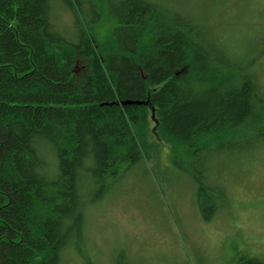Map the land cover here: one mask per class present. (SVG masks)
I'll use <instances>...</instances> for the list:
<instances>
[{
  "label": "trees",
  "instance_id": "1",
  "mask_svg": "<svg viewBox=\"0 0 264 264\" xmlns=\"http://www.w3.org/2000/svg\"><path fill=\"white\" fill-rule=\"evenodd\" d=\"M196 14L157 0H0V264H93L91 174L104 194L123 162L142 161L152 111L160 139L186 151L244 138L264 152L261 65Z\"/></svg>",
  "mask_w": 264,
  "mask_h": 264
},
{
  "label": "rangeland",
  "instance_id": "2",
  "mask_svg": "<svg viewBox=\"0 0 264 264\" xmlns=\"http://www.w3.org/2000/svg\"><path fill=\"white\" fill-rule=\"evenodd\" d=\"M157 1L199 12L261 65L264 80V0ZM74 71L83 78L87 62L79 59ZM152 112L142 161L123 162L104 194L91 174L86 248L93 264H117L120 255L134 264H264V152L256 156L244 138L186 151L160 139ZM73 256V264H85Z\"/></svg>",
  "mask_w": 264,
  "mask_h": 264
},
{
  "label": "water",
  "instance_id": "3",
  "mask_svg": "<svg viewBox=\"0 0 264 264\" xmlns=\"http://www.w3.org/2000/svg\"><path fill=\"white\" fill-rule=\"evenodd\" d=\"M73 73H75V71H73Z\"/></svg>",
  "mask_w": 264,
  "mask_h": 264
}]
</instances>
